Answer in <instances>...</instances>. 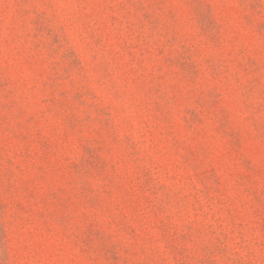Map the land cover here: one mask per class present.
<instances>
[{"label": "rangeland", "instance_id": "1", "mask_svg": "<svg viewBox=\"0 0 264 264\" xmlns=\"http://www.w3.org/2000/svg\"><path fill=\"white\" fill-rule=\"evenodd\" d=\"M0 264H264V0H0Z\"/></svg>", "mask_w": 264, "mask_h": 264}]
</instances>
